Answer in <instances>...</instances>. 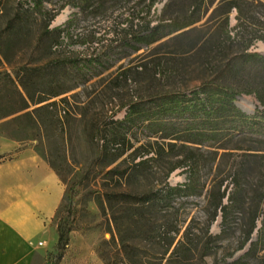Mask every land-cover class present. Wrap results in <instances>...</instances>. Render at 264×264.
Here are the masks:
<instances>
[{
  "label": "trees",
  "instance_id": "16d2710c",
  "mask_svg": "<svg viewBox=\"0 0 264 264\" xmlns=\"http://www.w3.org/2000/svg\"><path fill=\"white\" fill-rule=\"evenodd\" d=\"M42 1L33 0L34 8L43 16L49 31L57 14L44 11ZM163 2L138 0L134 4L129 19L130 27H135L132 40L148 47L167 37H186L213 22V30L201 49L204 61L218 59L222 63L216 76L199 86L134 96L123 105L127 109L122 119H110L111 143L100 146V151L112 156L108 166L116 164L105 173L113 184L103 193L106 207L102 206V211L117 232L134 226L140 233L134 240L148 233H158L159 237L172 224L157 214L173 207L180 198L202 196L206 189L208 225L219 217L225 232L239 214H248V228L239 247L245 251L238 260L255 257L264 250V53L250 48L256 42H264V0ZM102 4V0H81L79 6L98 9ZM156 4L163 6L160 18L153 23L147 18ZM69 66L85 81L88 70L73 61L22 65L11 71L0 67V134L10 137L9 129L29 119L40 133L39 140L47 146L49 135L55 131L50 127L57 119L55 112L60 106L64 112L71 108L69 98L63 96L71 89L62 86ZM241 95H253L263 110L243 111L236 102ZM139 126L145 140L136 146L126 136L130 133L135 139L133 128ZM95 133L89 137L98 141L100 130ZM51 156L49 153V165L60 179H65L69 164H57L50 160ZM178 169L186 182L172 185L168 178ZM150 179L149 186L140 188V182ZM80 186L78 182L69 185L65 217L57 225V254L45 264H56L68 244ZM260 215L261 226L257 228ZM193 233L187 226L177 248L183 242L190 243ZM118 235L120 251L128 259L127 250L133 245L124 234ZM112 238L115 240L113 233ZM218 238L207 231L204 253Z\"/></svg>",
  "mask_w": 264,
  "mask_h": 264
},
{
  "label": "rangeland",
  "instance_id": "374dc122",
  "mask_svg": "<svg viewBox=\"0 0 264 264\" xmlns=\"http://www.w3.org/2000/svg\"><path fill=\"white\" fill-rule=\"evenodd\" d=\"M137 1L102 0V6L94 9L79 6L81 0H43V10L57 14L47 31L33 0H0V67L11 71L22 65L65 60L77 62L79 68L88 70L82 81L78 72L68 67L62 86L71 89L63 95L69 98L71 108L64 112L60 106L55 112L57 119L50 125L55 131L49 135L47 146L39 140L40 133L29 119L9 129L10 137L0 134V164L18 161L27 167L28 176L34 178L31 188L39 189L36 197L28 200V219L35 222V226H28L34 234L30 240L35 250L33 264H45L57 254V225L65 217V196L72 182L80 183V192L75 201V217L70 223L69 241L56 264L108 261L111 264H264V250L255 257L238 260L245 251L239 247L248 228L247 213L239 214L225 232L219 225V217L208 225L206 189L202 196L180 198L173 207L157 214L172 224L159 237L158 233H148L134 240L140 234L134 226L117 232L104 216L103 193L113 184L105 173L116 164L108 166L112 156L100 151V146L111 143L110 119H122L127 109L123 105L134 96L197 87L215 77L222 63L218 59L211 63L204 61L201 49L213 30V22L183 38L167 37L148 47L135 43L132 40L135 27H130L129 19ZM145 4L137 5V9ZM161 6L156 4L147 19L154 23L160 18ZM62 16L64 19L57 22ZM260 42L250 51L264 53ZM240 98L255 106L252 113L263 110L253 95L238 96L236 102ZM97 130L101 137L98 141L89 137ZM133 131L135 139L130 133L126 137L138 146L145 140L144 132L140 126ZM49 153L55 163L69 164L65 179H60L49 165ZM168 181L172 185L186 182L180 169ZM151 183L152 179L140 182V188ZM261 218L260 215L257 228L261 226ZM187 226L194 232L192 239L177 248ZM207 231L219 238L204 253ZM118 234H124L133 245V249L127 250L128 259L120 251ZM252 239H256V231ZM213 246L217 247L212 249Z\"/></svg>",
  "mask_w": 264,
  "mask_h": 264
},
{
  "label": "crops",
  "instance_id": "0c3cea01",
  "mask_svg": "<svg viewBox=\"0 0 264 264\" xmlns=\"http://www.w3.org/2000/svg\"><path fill=\"white\" fill-rule=\"evenodd\" d=\"M34 183L27 167L18 161L0 164V264L34 263L35 250L30 245L34 234L28 228L35 226L28 219V193L39 192L38 188H31ZM20 197L24 201L19 207Z\"/></svg>",
  "mask_w": 264,
  "mask_h": 264
},
{
  "label": "bare ground",
  "instance_id": "6f19581e",
  "mask_svg": "<svg viewBox=\"0 0 264 264\" xmlns=\"http://www.w3.org/2000/svg\"><path fill=\"white\" fill-rule=\"evenodd\" d=\"M64 19V16L60 17L57 22H60ZM260 50L264 51V42H260L259 44ZM242 100V101H241ZM237 106L239 108H241L243 111L245 112H252L255 108V106L253 104H250L248 102L245 101V98H240L239 101L237 102ZM36 197V194L33 191H30L28 193V200L29 199H34ZM24 199L20 197L19 200V207L21 206V204L23 203Z\"/></svg>",
  "mask_w": 264,
  "mask_h": 264
},
{
  "label": "water",
  "instance_id": "95a60500",
  "mask_svg": "<svg viewBox=\"0 0 264 264\" xmlns=\"http://www.w3.org/2000/svg\"><path fill=\"white\" fill-rule=\"evenodd\" d=\"M165 2H166V0H164L163 4H164ZM163 4H162V6H163ZM162 6H161V7H162ZM255 52H257V51H255ZM259 53H261V52H259Z\"/></svg>",
  "mask_w": 264,
  "mask_h": 264
}]
</instances>
